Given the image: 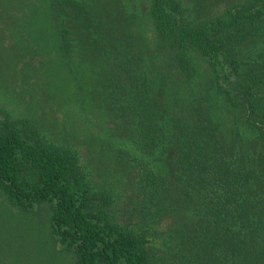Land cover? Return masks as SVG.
<instances>
[{
    "label": "trees",
    "instance_id": "trees-1",
    "mask_svg": "<svg viewBox=\"0 0 264 264\" xmlns=\"http://www.w3.org/2000/svg\"><path fill=\"white\" fill-rule=\"evenodd\" d=\"M64 2L76 1L51 2L63 52L74 45L59 10ZM185 9L182 0H149L156 36L171 49L184 82L196 73L191 51L204 59L214 93L243 112L237 132L257 142L246 161L209 124L182 122L166 102L152 97L143 70L135 72L124 95L97 97V104L118 111L119 125L126 127L121 150L146 166L140 200L150 204V217L163 214L169 202L156 167L164 169L165 147L175 146L185 181L181 199L189 201L181 215L190 223L185 232L178 229L162 256L149 253L145 226L113 218L114 190L88 179L75 147L50 139L30 118L0 116V189L21 208L50 205L51 232L72 251L73 264H264V0L228 3L195 23L188 22ZM89 37L84 43L97 40ZM254 39L257 51L241 54V44Z\"/></svg>",
    "mask_w": 264,
    "mask_h": 264
},
{
    "label": "rangeland",
    "instance_id": "rangeland-1",
    "mask_svg": "<svg viewBox=\"0 0 264 264\" xmlns=\"http://www.w3.org/2000/svg\"><path fill=\"white\" fill-rule=\"evenodd\" d=\"M75 1L59 7L74 43L63 52L52 0H0V116L30 118L50 139L75 147L88 179L114 190L113 218L145 226L149 253L162 256L178 229L185 232L190 223L181 215L189 201L181 199L185 181L175 164V146L165 147L164 169L156 167L169 202L163 214L150 217V204L140 200L146 166L121 150L127 145L126 127L119 125L118 111L97 104L98 98L124 95L135 72L143 70L155 100L166 102L182 122L209 124L246 161L257 139L238 133L243 112L214 93L207 64L197 52L191 51L196 67L191 82L180 79L171 49L151 24L149 0ZM182 1L186 19L195 23L241 0ZM91 27L97 30L87 34ZM89 35L97 37L93 44L84 43ZM258 47L257 39L250 40L240 52L253 54ZM49 213L47 202L21 208L0 189V264H73L72 251L54 239Z\"/></svg>",
    "mask_w": 264,
    "mask_h": 264
}]
</instances>
